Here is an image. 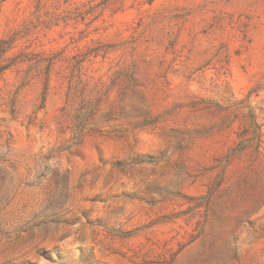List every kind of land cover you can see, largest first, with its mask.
Masks as SVG:
<instances>
[{
  "label": "rangeland",
  "instance_id": "obj_1",
  "mask_svg": "<svg viewBox=\"0 0 264 264\" xmlns=\"http://www.w3.org/2000/svg\"><path fill=\"white\" fill-rule=\"evenodd\" d=\"M0 264H264V0H0Z\"/></svg>",
  "mask_w": 264,
  "mask_h": 264
}]
</instances>
